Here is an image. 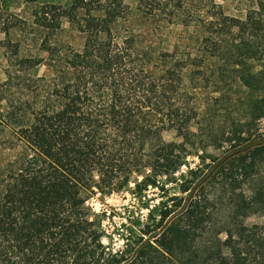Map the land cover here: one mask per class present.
Here are the masks:
<instances>
[{
    "label": "trees",
    "instance_id": "16d2710c",
    "mask_svg": "<svg viewBox=\"0 0 264 264\" xmlns=\"http://www.w3.org/2000/svg\"><path fill=\"white\" fill-rule=\"evenodd\" d=\"M140 8L150 15L194 14L183 0H142ZM216 10L204 4L196 12L202 40L217 42L222 27L249 29L250 41H242L241 48L248 60L255 59L264 2L256 0L258 11H250L242 24ZM123 14V0H73L65 10H40V27L48 33L60 29L62 19H75L84 42L74 51L44 41L47 60L28 61L31 68L44 63L48 71L35 79L39 89L28 106V123L20 121L28 115L22 107L8 106L4 112L0 264H264V225L237 219L259 195H236L240 205L222 219L203 187L219 178L226 194H236L241 183L257 176L264 144L236 149L235 144L247 142L240 131L226 139V156L205 164L197 155L200 166L177 182L190 150L215 146L196 141L191 131L197 113L185 74L201 55L176 45L154 57L111 30ZM239 65L246 67L244 61ZM238 81L246 89L256 83L264 90V79L251 73ZM168 131L180 141L166 143ZM160 180L176 184L177 193L168 195ZM131 183L137 193L161 190L164 200L113 252L102 242L100 219L88 201L97 192L116 193Z\"/></svg>",
    "mask_w": 264,
    "mask_h": 264
},
{
    "label": "rangeland",
    "instance_id": "374dc122",
    "mask_svg": "<svg viewBox=\"0 0 264 264\" xmlns=\"http://www.w3.org/2000/svg\"><path fill=\"white\" fill-rule=\"evenodd\" d=\"M72 1L0 0V123H8L4 118L8 106L14 111L24 108L28 115L20 121L28 123V106L39 89L35 79L48 74L44 63L31 68L29 62L35 64L47 60L44 41L51 48L57 46L74 51L82 48L84 36L77 31L75 19H62L60 29L51 33L40 27L41 8L55 6L65 10L70 8ZM141 1L123 0L124 14L111 26L114 34L134 39L137 47L150 51L154 57L172 52L176 45L193 56L201 55L195 60L197 67L189 66L185 74L186 88L193 95L191 103L197 113L191 131L196 134V141L207 145L215 143V146H208L205 152L190 150L184 165L175 175L177 182L181 176L200 166L197 155L205 159V164L226 156L230 150L226 139L238 137L240 131L244 132L242 137L247 142L235 144L236 149L264 144V90H260L256 83L251 89H246L238 81L240 76L250 73L264 79V32L256 38L255 59L248 60V56H244L247 49L241 48V43L250 41L249 29L242 32L238 28L227 30L222 27L218 31L217 42H205L202 40V26L195 24L196 12L204 4L218 6L216 15L221 13L223 17H231L242 24L250 11H258L256 0H183L194 14L176 12L167 16L144 13L140 8ZM218 18L221 19L220 16ZM242 61L245 68L239 65ZM260 114L262 117L257 118ZM163 140L166 143L180 141L173 131L164 133ZM7 155L4 152L3 158ZM217 179L204 182L203 187L214 201L218 218L225 219L240 205L236 195L251 199L255 192L259 196L255 197L251 209L238 214L237 219L248 226L264 225V162L258 165L257 176L241 183L232 196L226 194ZM159 183L165 185L168 195L177 193L176 184H166L164 180ZM162 195L161 190L153 187L137 193L133 183L116 193H95L88 206L100 219L103 244L110 251L121 250L125 236L148 221L149 215L164 200Z\"/></svg>",
    "mask_w": 264,
    "mask_h": 264
}]
</instances>
